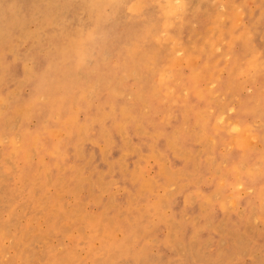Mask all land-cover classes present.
Wrapping results in <instances>:
<instances>
[{"label": "rangeland", "instance_id": "1", "mask_svg": "<svg viewBox=\"0 0 264 264\" xmlns=\"http://www.w3.org/2000/svg\"><path fill=\"white\" fill-rule=\"evenodd\" d=\"M0 264H264V0H0Z\"/></svg>", "mask_w": 264, "mask_h": 264}, {"label": "snow or ice", "instance_id": "2", "mask_svg": "<svg viewBox=\"0 0 264 264\" xmlns=\"http://www.w3.org/2000/svg\"><path fill=\"white\" fill-rule=\"evenodd\" d=\"M177 4H178V6H179V0H177Z\"/></svg>", "mask_w": 264, "mask_h": 264}]
</instances>
